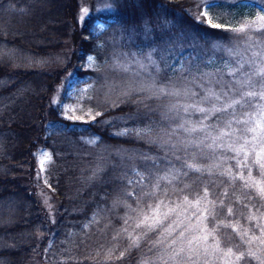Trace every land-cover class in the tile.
<instances>
[{
  "label": "trees",
  "instance_id": "1",
  "mask_svg": "<svg viewBox=\"0 0 264 264\" xmlns=\"http://www.w3.org/2000/svg\"><path fill=\"white\" fill-rule=\"evenodd\" d=\"M206 5L220 27L203 15ZM261 17L264 0H0V264H164L159 257L171 239L186 228V237L193 234L197 207L207 209L204 224L222 251H252L259 259L245 255L242 264H264V244L245 242L264 228V196L249 186H264L254 150L248 167L245 154L238 166L225 141L212 140L216 131L231 140L247 134L246 121L261 115L264 100L242 96L264 81L250 66L254 53L264 55ZM97 23L105 25L98 32ZM247 25L253 27L235 30ZM88 57L93 69L83 66ZM139 59L152 61L146 75L156 87H121L125 65ZM88 75L96 85L85 102L96 118L67 120L54 98L69 77ZM210 86L238 103L207 115L183 111L192 92L198 102ZM190 120L205 132L180 127ZM41 149L51 155L44 178ZM46 191L51 211L41 200ZM158 199L176 209L165 224L176 223L172 236L153 247L161 229L145 236L135 224L140 209L147 213Z\"/></svg>",
  "mask_w": 264,
  "mask_h": 264
},
{
  "label": "snow or ice",
  "instance_id": "2",
  "mask_svg": "<svg viewBox=\"0 0 264 264\" xmlns=\"http://www.w3.org/2000/svg\"><path fill=\"white\" fill-rule=\"evenodd\" d=\"M208 6V5H206ZM206 14V13H205ZM260 21H264V17L259 18V20L256 23H259ZM214 27H220V25H214ZM252 28L253 25H247V26H241L237 29H235L236 31H245V28ZM141 67H143V65H141ZM257 75H260L262 77H264V66H262L260 69H258ZM246 83L248 81H245ZM161 94H166V95H175V96H179L181 95V93L177 90L174 89H170L167 90L164 88H160L158 90ZM184 95H188L187 92L184 93ZM192 95H196L195 93H192ZM224 95H227L226 93H224ZM245 96L248 97H255V96H259L261 100H264V91H261L259 93L256 92H246L244 93ZM221 94L216 93L211 87H209L208 89H206V95H204L202 97L201 102L203 101H213V100H219L220 99ZM238 103V101H233L231 104H224L223 107L221 108H217L213 105V107L206 109L203 107H199L197 104H192V105H188L185 106L183 108V111L188 112L189 108H192L195 111L204 113V114H208L209 112L215 113V112H220V111H227V109L229 107H234V105ZM176 107V106H173ZM258 109L260 110V114L262 116V118H264V105H258L257 106ZM239 123V121H237ZM202 123V122H201ZM229 125L231 124V121L228 122ZM256 125H260V121L257 120L255 121ZM181 128H184V130L186 132L189 133H193V132H205V128H197L196 126H192L189 128H185L184 124L180 125ZM245 131H250V132H256V128L252 127V128H247L245 129ZM206 136H210V133H205ZM225 135H227V133L221 131L219 133V135H217L216 137H213V144H215L216 141L221 140ZM201 143H203V141H200ZM193 144H195L196 142L193 141ZM247 142L245 141V144ZM245 144H240L239 147H233L232 145H229V149L232 151H235L237 153L239 152H243L244 148H245ZM223 146V145H221ZM209 147H211V145H209ZM261 154H264V146H261L260 151L256 153V158H255V163L257 165H259V171L261 175H264V163H261ZM247 160H248V155L247 153H245L244 155V163L243 166L244 167H248L247 165ZM238 166H241L240 162H238ZM187 167L193 169L194 171L197 172H201L204 171V169H201L200 167H198L195 164L192 165H187ZM208 171H210V169H208ZM186 174V173H185ZM230 174V173H229ZM176 176H173V179H175ZM239 178L241 180H244L245 177L243 175V173L240 174ZM162 179H168L167 176L162 177ZM248 179L251 180V170L249 168V176ZM169 183H171V181H169ZM249 186L252 187H257V191L259 192L260 195L264 196V186H259V181H253ZM155 188H159V183H157L155 186ZM163 195H167V191L166 190H161ZM146 195H148L150 198L156 196V192L152 191L150 193H147ZM207 189L205 188L204 190V196L201 199L207 200ZM226 195V193H225ZM223 202L221 201V204ZM184 204L185 205H190L191 202L188 201V198L185 196L184 197ZM200 204V199H197L196 201V205ZM177 207H179V205H177ZM148 209L149 211L147 213L144 212L143 208L140 209L139 212V219L135 224V227L137 229L139 228H144V235L146 236L148 232H152L155 231L157 228L161 229V231L159 232V237L160 239H158L154 244L153 247H155L157 244H163L165 241L168 240L169 237L172 236V233L174 231L173 225L176 223V220L173 219L171 220L168 224H165V221H169V217L170 214L175 212L176 209L175 208H170L168 203L165 202V200L163 199H158L157 203L155 204V206H153L152 204H148ZM133 211H136V209H133ZM207 209H201L198 208L196 209V212L194 213V215L197 216V220H198V224L196 225L195 229L192 230L193 234L190 236H185V232L189 231L190 229H184L181 230L176 238L171 239L170 243L167 244V248H166V256L165 255H161L159 258L164 261V264H168L169 261H172L173 264H200V259L201 257H207L210 255H214L216 253H221V258H223L224 256L227 257H233L235 261H240L242 260L245 255H248L250 257H255L257 259H259V257H256V254L252 251H248L247 253H245L244 251H240L238 255H235L233 253L232 248H228L227 252H222V250L220 249V241L219 239L216 238L215 234H214V230L209 231L206 228V225L204 224V220L206 219V216L204 215V212H206ZM228 214L231 215L232 214V209L228 208L227 209ZM211 214V213H210ZM254 218V217H253ZM231 225H226V227H229ZM131 236V234H129ZM212 237L213 242L211 244L208 243L209 237ZM247 236V231L245 230L243 232L242 235V239ZM140 236H136L135 238L132 239V244L133 246L138 247L139 246V240H140ZM253 240H259V242L261 244H264V228L261 229V237H250L248 238V240H246V243H251V241ZM178 241H180V245H178ZM186 242V247L184 246ZM123 255V253H121V256ZM205 264H207V261H205Z\"/></svg>",
  "mask_w": 264,
  "mask_h": 264
},
{
  "label": "rangeland",
  "instance_id": "3",
  "mask_svg": "<svg viewBox=\"0 0 264 264\" xmlns=\"http://www.w3.org/2000/svg\"><path fill=\"white\" fill-rule=\"evenodd\" d=\"M84 10H85V13H83V15L86 16L88 14V9L85 8ZM203 15L207 18V21L210 24L216 25L214 19L211 17V15L209 13V6H206L203 8ZM104 27H105V25L103 23H97V25H96L97 32L102 30ZM251 61H254V64H250V66H252L254 69H256L254 71V74H255V76H258L256 74L258 69H260L262 66H264V55H259L258 53H254L252 55ZM151 62L147 61L146 59L145 60L144 59L129 60L128 64L125 65V68L129 73H128L127 77H125L121 81H119L121 84V87L136 86L140 89H143L145 87L155 88L156 87L155 83L149 82L148 78H147L148 72H150L149 70L152 66ZM246 62H247V59L244 60V63H246ZM141 65H143V67H141ZM83 66L85 69H93L95 66L94 58L88 57L86 62L83 64ZM253 77H254V75L248 77V79L246 81L250 82V80H252ZM254 83L249 88L248 91H245L242 93L243 97H248V96L244 95V93H246V92L259 93L261 91H264V81L260 84L261 86H257V87H255L256 85H254ZM242 84L245 85L246 82H242ZM95 85H96V81H95V77L93 75H88L86 77H81V76H75V77L71 76V78L69 77L65 81V83L60 87L59 91L57 92V94L54 98V103H55V105L58 106L62 116L64 118H66L67 120H70L73 122L87 123V122L94 121L96 118V115L92 110H90L87 107L85 101L87 99H89V97L91 96L90 92L94 88ZM210 87L213 89L212 86H210ZM192 93H195V92H192ZM204 95H206V90H204L203 95L200 97V99H198L199 103L196 102L194 96H191L190 98H191V100H193V103L191 101V102H189V105L198 103L197 105L199 107L204 108V106H201L200 103H208L210 108L213 107V105L217 108H221L224 106V104H226V103L231 104L233 102V101H229L230 96L233 94H231V95L227 94L223 97L220 96L219 100L201 102L202 97ZM180 96H182V94ZM187 97H188V95H187ZM249 98L253 99V97H249ZM181 103L185 104V102H182V101H181ZM229 108L227 109V111L230 110ZM223 112H225V111H223ZM255 114H257V113H255ZM257 120L260 121L259 126L255 124V121H257ZM246 122H247L246 123L247 127L248 128L255 127L256 132L247 131V134L245 132V135L240 136L239 138H236V136H233V140L222 138L221 140H218L215 142V143H220L219 141H225L223 146H226L227 148H229L228 147L229 145H232L233 147H239L240 144H245V141H246L247 143L245 144V148H244L243 152L237 153V152L233 151L237 154L236 159L240 163H241L240 158L245 153H247L249 150H254V153H255L254 157L256 158V153L260 151L261 146H264V138L261 136V126L263 124L262 123L263 118H261V115H260V117H255V119L253 118L251 121H246ZM195 123H196V121H194V120L183 122V124L185 126H192ZM223 132H224V130H223ZM219 133H220V131H216L214 133V137L219 135ZM261 157H262L261 161L264 162V154H261ZM37 158H38L37 161H38L40 174H41L42 178H44L45 171L47 170V167L51 161L50 152L48 150L41 149L37 153ZM41 200L44 203L45 207L49 211H51L53 209V204L51 202V197H50V194H48V191L41 194ZM209 239H211V237H209ZM222 252H227V251H222ZM234 254L238 255L236 253H234ZM204 259H205V261H207V264H242V260L235 261L234 256L233 257L224 256L223 258H221V253H216L214 255L204 257ZM256 262H257V260H256ZM260 263L262 264L261 259H260ZM35 264H39V262L35 261ZM252 264H255V261L253 259H252Z\"/></svg>",
  "mask_w": 264,
  "mask_h": 264
}]
</instances>
